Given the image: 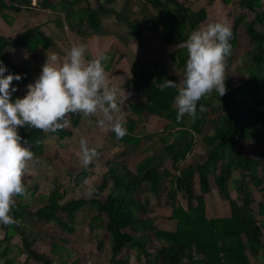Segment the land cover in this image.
Instances as JSON below:
<instances>
[{"label":"trees","instance_id":"1","mask_svg":"<svg viewBox=\"0 0 264 264\" xmlns=\"http://www.w3.org/2000/svg\"><path fill=\"white\" fill-rule=\"evenodd\" d=\"M217 1L223 5L233 2L208 0V3ZM32 2L0 0V16L7 20L6 12L20 13L23 8L31 11ZM139 4L142 11L132 17L101 0H97L95 8L89 0H36L35 7L57 12L83 39L100 35L103 18L108 17L124 22L132 39H139L147 28L152 36H160L164 45L172 47V59L184 75L187 49L182 42L205 24L206 8L193 9L180 0H139ZM234 4L238 14L233 16L232 48L225 67L234 63L240 36L247 48L234 68V75L225 73L226 94L219 97L213 90L198 101L195 118L185 113L182 119H177L174 97L178 86L162 88L161 84L168 79L178 83V78L161 63L154 69L138 64L136 78L146 88L145 99L132 104L130 110L135 117L140 118L146 112L168 124L161 133L138 136V121L131 117L123 122L127 128L123 137L117 138L112 130L108 140L124 147V151L105 162L97 156L80 171L71 173L79 186L94 175L95 163L101 161L107 166L90 199L68 198L67 189L58 179L46 196L39 194V182L31 186L24 183L30 194L29 202L22 201L26 194H16L10 211L15 222L0 223L4 233L0 239L3 264L88 262V254L67 262L63 257L66 237L44 231L29 235L23 222L32 226L53 224L65 235L75 234L77 226L86 222L90 232L99 230L107 235L108 264H253L252 260L264 264V0H238ZM55 46L54 39L41 31L40 26L16 38L0 34V59L8 66V72L22 74V79L12 81L18 86L13 99L22 97L20 87L29 83L37 65L42 63L40 50ZM17 47L29 54L24 64L14 62L9 54L10 49ZM201 103L207 108L203 113L199 111ZM82 117L80 112H69L55 131L28 125L18 126V131L28 141L34 153L32 159L54 160L60 153L48 149L46 140L53 135L56 142L71 139ZM208 126L211 131L204 134ZM249 143L259 149L258 157L243 153ZM142 144L145 146L135 152L142 154V158L131 165L130 158L124 155L127 148ZM196 146H201V154L190 163L189 156ZM210 178L214 179L220 196L229 201L231 215L227 218L206 217L205 195L212 189ZM181 194L187 200L186 208L180 202ZM159 207L171 211L168 220L177 221L175 231L158 226L154 212ZM16 235L20 238V249L14 258L9 253ZM38 240L49 245V253L36 248ZM98 240V249L103 250V236Z\"/></svg>","mask_w":264,"mask_h":264},{"label":"clouds","instance_id":"2","mask_svg":"<svg viewBox=\"0 0 264 264\" xmlns=\"http://www.w3.org/2000/svg\"><path fill=\"white\" fill-rule=\"evenodd\" d=\"M232 36L230 21L216 20L197 27L182 42V47L187 49L184 78L179 83L168 79L166 84H161L162 88L178 86L174 97L177 119H182L185 113L195 118L198 101L213 90L219 97L228 91L225 59L232 48ZM87 49L86 43L73 42L63 62H59L56 53L47 52L39 76L26 85L25 95L15 99L12 97L18 86L12 81L22 79V74L8 72V66L0 59V223L15 222L10 214L14 196L27 194L23 177L34 153L19 134L18 126L55 131L63 125L69 112L86 116L100 112L103 118L97 121L99 125L111 122L117 138L127 133L123 121L113 115L119 113L126 97L118 99V90L108 82L105 71L108 56L101 52L95 58L86 59ZM199 111H207L206 106L199 104ZM97 155V148L89 146L82 137V164L88 165Z\"/></svg>","mask_w":264,"mask_h":264},{"label":"crops","instance_id":"3","mask_svg":"<svg viewBox=\"0 0 264 264\" xmlns=\"http://www.w3.org/2000/svg\"><path fill=\"white\" fill-rule=\"evenodd\" d=\"M35 2L36 0H33L31 11L23 8L20 13L6 12L8 16L7 20L0 16L1 35L16 38L28 29L40 26L41 31L54 39V44L56 45L55 49L40 50V54L43 58L42 63L37 65L38 70L29 82H34L39 76L42 71V66L46 62L47 52L49 54L53 52L56 53L59 57V62H63L73 42H84L88 45L86 59L95 58L101 52L107 54L108 59L105 61V71L108 82L118 90V99L123 100V98L126 97L125 101L121 103L119 113L113 114L114 117L120 118L123 122L131 117L136 118L138 121L136 134L138 136H143V134L148 133H161L163 128L168 124V121L151 116L148 113L144 115L142 113L140 118L135 117L130 107L132 104L145 99L146 88L140 84L136 78L139 73L138 66L141 63L146 64L150 69H154L157 63H161L166 71L169 74L175 75L178 78V82H180L181 77L184 75L177 69L176 62L172 59V47L164 45L160 36H152L147 28L143 29L139 39H132L129 36L126 24L118 21L115 17L103 18V32L100 35H91L83 39L68 26L64 18L59 17L57 12L38 9L35 7ZM89 2L93 8L97 6V0H89ZM101 2L108 5L111 4L116 10L119 12L122 11L126 16L130 17L139 16L142 11L139 0H101ZM1 29L4 30V32H1ZM123 40H127L126 44L123 43ZM9 54L12 60L19 64H24L29 60L28 52L21 47L10 49ZM26 55L27 58H25ZM26 91V86H22L19 89L22 96L25 95ZM101 118H103V114L100 112L90 116L83 114L81 123L75 129V133L71 137L73 140V147L69 148L70 153L71 151H76V149L78 153H80V140L82 137L87 140L89 146H95L97 148V156L104 162L124 151V147L121 145H113L111 141L108 140L112 132L111 122L106 121V123L101 126L97 123ZM89 120L93 121V123L90 124L88 122ZM143 146L145 145L142 144L140 146L127 148L124 154L125 157L131 160L136 159L135 162H137L142 157L141 154H135V152L137 153ZM104 162L98 161L97 163L104 166ZM103 169H105V166ZM216 192L217 195H215L212 200V204L215 206L214 208L209 206L208 199L205 197L206 217L208 219L227 218L231 215L229 201L224 200L220 196L218 188H216ZM208 194L210 195L211 193ZM231 196L235 198L236 193L232 191ZM183 206L186 208L184 204ZM159 208L163 209L167 214L162 216L156 215V211L154 212L158 226L167 231H175L177 221L168 220L171 211L168 208ZM163 222L166 223L162 224ZM169 226L171 229L168 228ZM252 263L255 264V260H252Z\"/></svg>","mask_w":264,"mask_h":264},{"label":"rangeland","instance_id":"4","mask_svg":"<svg viewBox=\"0 0 264 264\" xmlns=\"http://www.w3.org/2000/svg\"><path fill=\"white\" fill-rule=\"evenodd\" d=\"M181 2H185L193 9H199L201 7H205L208 12V19L205 23L209 21H216V20H228L230 21L231 25L233 23V16L238 14V8L234 4L238 0H233V2L229 5H223L220 2H214L213 4H209L208 0H180ZM111 5V4H110ZM131 14V13H130ZM1 32H4V30L1 29ZM127 40H123V43L126 44ZM247 48L246 41L243 39L242 36H240V44L238 47V50L235 52L234 56V63L231 64V67H225V73H229L230 75H234V68L235 66L241 62V56L243 54L244 49ZM55 49V47L53 48ZM184 76L181 77L180 81H182ZM179 83V82H178ZM138 103V102H137ZM251 103V101L249 102ZM146 114V112H143V115ZM186 123L189 125L190 121H186ZM138 126V125H137ZM211 131V127L208 126L204 130V134H207ZM164 136V135H161ZM165 136H167L165 134ZM73 140L70 138H67L63 141L56 142L55 135L51 136L46 140V145L51 149H57L60 154L58 158H55L54 160H47L43 157L32 159L29 161V166L26 170V174L23 177V183H26L28 185H33L35 182L40 183V190L39 194L46 196L52 188L53 181L58 179L59 182H61L64 187L67 189V197L68 198H86L90 199L94 196V189L96 185L100 183L101 175L106 170L107 166H104L102 164L95 163V167H93L94 175L89 178L88 180L83 181L79 186H76L74 183V176H71V173L73 170L80 171L83 164L80 159V153H78L77 149L76 151H69L70 147L72 146ZM247 147L244 149L243 153L245 156L248 157H258V148H255V146L251 143L246 145ZM201 147V146H200ZM199 146H196L193 149L192 154L189 156L190 159L188 161L193 162L194 159L198 158L201 154V148ZM200 148V150H199ZM47 149V151H48ZM79 154V155H78ZM141 156H143L141 154ZM115 157V156H113ZM97 158L94 157L93 160L95 161ZM136 159H130V164L133 165L135 163ZM169 164V163H168ZM170 166V165H169ZM103 169V171H102ZM211 179V185L212 189L210 191V195L206 194L205 197L208 199L209 206L211 208H214V204H212V200L215 195H217L216 188L217 186L214 183V179ZM39 195V196H40ZM38 196V197H39ZM258 196V194L256 195ZM15 197V196H14ZM30 194H26L22 201L29 202ZM153 202H155L154 199H152ZM181 202L187 206V200L184 195H180ZM37 203V202H36ZM155 214L157 215H166L167 212H164L161 208L155 209ZM163 221V220H161ZM161 223V222H160ZM166 222H163L162 224H165ZM173 224V222H172ZM23 226L26 228L27 233L35 234L39 231H44V233H49L50 235H60L61 237H66L68 242L64 245L65 251L63 252V257L67 262H72L76 260L77 258L81 257L83 254H88V262L87 264H108L109 259V247H108V237L106 234L102 233L101 231L97 230L95 232H90L87 223H83L77 226V231L75 234L72 235H65L63 233H59L58 228L56 226L52 225H41L37 224L32 226L31 224L27 222H23ZM169 229L170 226L168 227ZM4 236L3 230L0 227V239H2ZM105 240L104 248L103 250L98 249V238L102 237ZM20 238L18 235H16L12 240L11 245V252L9 253V256L16 257L19 253L20 249ZM36 248L41 252L49 253L50 247L47 243H44L41 240H38L36 244ZM20 259H17V262ZM134 262V258H132ZM3 259H0V264H3Z\"/></svg>","mask_w":264,"mask_h":264}]
</instances>
